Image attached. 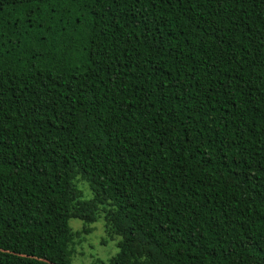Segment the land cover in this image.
<instances>
[{
    "label": "trees",
    "instance_id": "trees-1",
    "mask_svg": "<svg viewBox=\"0 0 264 264\" xmlns=\"http://www.w3.org/2000/svg\"><path fill=\"white\" fill-rule=\"evenodd\" d=\"M99 216L108 264H264V0H0V264Z\"/></svg>",
    "mask_w": 264,
    "mask_h": 264
},
{
    "label": "rangeland",
    "instance_id": "rangeland-1",
    "mask_svg": "<svg viewBox=\"0 0 264 264\" xmlns=\"http://www.w3.org/2000/svg\"><path fill=\"white\" fill-rule=\"evenodd\" d=\"M83 192V200L92 198L87 185L78 187ZM69 226L75 234L72 245V264H108L109 259L117 253L118 237H110L105 230L103 216L88 225L79 220H70ZM84 227L90 232H84Z\"/></svg>",
    "mask_w": 264,
    "mask_h": 264
}]
</instances>
